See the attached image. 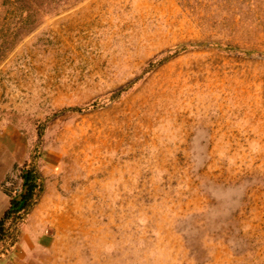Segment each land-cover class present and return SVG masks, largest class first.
<instances>
[{
	"label": "rangeland",
	"instance_id": "1",
	"mask_svg": "<svg viewBox=\"0 0 264 264\" xmlns=\"http://www.w3.org/2000/svg\"><path fill=\"white\" fill-rule=\"evenodd\" d=\"M0 146V264H264V0H0Z\"/></svg>",
	"mask_w": 264,
	"mask_h": 264
},
{
	"label": "trees",
	"instance_id": "2",
	"mask_svg": "<svg viewBox=\"0 0 264 264\" xmlns=\"http://www.w3.org/2000/svg\"><path fill=\"white\" fill-rule=\"evenodd\" d=\"M28 191L20 199L13 198L11 206L0 220V244L5 251L13 248L18 240L20 225L26 220L29 209L43 189L39 172L31 167L23 174Z\"/></svg>",
	"mask_w": 264,
	"mask_h": 264
},
{
	"label": "crops",
	"instance_id": "3",
	"mask_svg": "<svg viewBox=\"0 0 264 264\" xmlns=\"http://www.w3.org/2000/svg\"><path fill=\"white\" fill-rule=\"evenodd\" d=\"M5 146H0V194L3 199L2 207L0 209V220L4 217L5 213L11 206L12 196L10 194L14 191H8L3 188V185L7 183V178L15 166L16 160L13 156L6 154L3 148Z\"/></svg>",
	"mask_w": 264,
	"mask_h": 264
},
{
	"label": "water",
	"instance_id": "4",
	"mask_svg": "<svg viewBox=\"0 0 264 264\" xmlns=\"http://www.w3.org/2000/svg\"><path fill=\"white\" fill-rule=\"evenodd\" d=\"M25 193H26V192H25ZM25 193H24V194H25Z\"/></svg>",
	"mask_w": 264,
	"mask_h": 264
}]
</instances>
